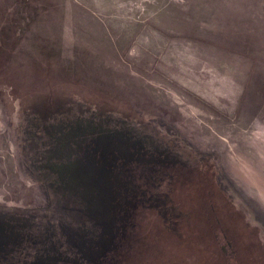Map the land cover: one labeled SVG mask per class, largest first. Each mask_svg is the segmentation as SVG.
Segmentation results:
<instances>
[{
  "label": "rangeland",
  "instance_id": "obj_1",
  "mask_svg": "<svg viewBox=\"0 0 264 264\" xmlns=\"http://www.w3.org/2000/svg\"><path fill=\"white\" fill-rule=\"evenodd\" d=\"M0 264H264V0H0Z\"/></svg>",
  "mask_w": 264,
  "mask_h": 264
},
{
  "label": "trees",
  "instance_id": "obj_2",
  "mask_svg": "<svg viewBox=\"0 0 264 264\" xmlns=\"http://www.w3.org/2000/svg\"><path fill=\"white\" fill-rule=\"evenodd\" d=\"M161 173L166 176V179L173 178V174L167 169L165 172H161ZM151 175L154 176L155 174H151ZM139 176L144 177V175H141L140 173H139ZM148 180H151V179L148 178ZM145 181H147V179H145ZM153 190H154L153 196L144 198L143 200H145V202H142L143 201L142 200L141 202L132 203L131 211H127L128 217L126 219L128 220V223H127L128 230L132 231L134 236H136L135 231L138 230V227H136L137 226L136 223L139 220V217H137V213L136 212L134 213V211H132L135 209V207L136 208L144 207V210L147 209L148 214H150L148 216L156 215L155 217H160V218L161 217H164V218L168 217L169 219L170 218H180L186 215L183 211L179 209L178 205L168 206V203L171 202V197L169 195L166 194L161 197H158L156 188L152 187V192Z\"/></svg>",
  "mask_w": 264,
  "mask_h": 264
}]
</instances>
